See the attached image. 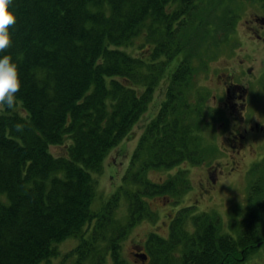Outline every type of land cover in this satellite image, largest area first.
<instances>
[{
	"label": "trees",
	"instance_id": "obj_1",
	"mask_svg": "<svg viewBox=\"0 0 264 264\" xmlns=\"http://www.w3.org/2000/svg\"><path fill=\"white\" fill-rule=\"evenodd\" d=\"M201 3L13 0L17 20L11 28V45L0 54H10L17 62L21 88L11 110L0 108V195L8 198V203L0 202V264H50L59 256L58 244L70 237L82 240L67 255L76 256L71 264L93 257L96 248L104 254L112 251L115 264H127L115 253L124 227L110 231L117 221L107 215L117 197L113 195L114 199L104 202L101 213L94 212V175L101 172L109 153L130 138L132 128L148 111L154 87L170 63L160 62L159 57L174 47L168 40H181L174 21L195 13L190 21L182 23L190 24L197 34L192 41L204 38L207 49L219 44L212 21L206 26L202 20L207 10ZM220 15L219 29L223 28L224 11ZM136 39L154 45L146 51L148 56L128 53L126 48ZM174 51L177 77H167L166 99L142 138L153 167L197 162L196 144L192 150L188 130H183L177 119H169L178 115L186 99L188 80L184 76L190 70H185L184 62L178 67L180 49ZM168 106H172L171 113ZM50 146L65 150L55 156ZM136 158L134 153L131 161ZM170 184H151L144 194L166 196ZM142 208L134 206L132 212ZM260 210H264V201L251 221H243L236 243L230 238L215 241L211 227L202 231L196 255H186L190 261L184 260V264H219L217 244L225 264L237 260V248L245 258L249 256L250 246L256 247L264 239V211L257 214ZM158 241L151 236L148 242L151 264L157 263L158 245L165 242ZM174 241L176 244L180 240ZM99 252L100 260L104 255Z\"/></svg>",
	"mask_w": 264,
	"mask_h": 264
},
{
	"label": "rangeland",
	"instance_id": "obj_2",
	"mask_svg": "<svg viewBox=\"0 0 264 264\" xmlns=\"http://www.w3.org/2000/svg\"><path fill=\"white\" fill-rule=\"evenodd\" d=\"M201 1L202 8L208 12L203 13L204 24L208 26V21L209 23L212 21L210 24L217 29L215 35L217 34L223 41L217 46L208 48L209 50L203 42L204 38L192 41L195 31L191 30L190 24L182 23L186 19L190 21L195 13L186 14V18L180 17L174 21L173 26L179 29L180 34V37L177 34L175 37L181 40L177 43L175 40H168V43L174 47L169 54L162 53L159 57L160 62L170 63L167 70L163 69L158 86L156 84L154 87L148 113L133 127L130 139L112 150L104 160L101 172L94 175L97 183V196L92 205L94 212L101 213L103 203L117 197L112 212L107 215L118 222L110 226V231L124 227V236L118 241L115 253L121 259H125L127 264H137L132 256L133 249L137 252L140 249L144 253L149 252L148 242L151 236L165 241L163 245L158 246L159 258L156 264H184V260L190 261V257L185 259V256L196 252L195 249L200 246L198 238L204 236L202 231L205 233L208 227L212 228L216 240L225 241L226 238H230L236 243L241 234L243 221H251V216L254 218L253 214L264 201V130H255L249 125L242 127L240 123L242 121L237 120L232 130L238 138L230 134L232 144L235 146L230 147V141L227 140L230 132L226 119L228 114L221 109L223 104L220 97V78L222 77L213 76V71H217L225 64L234 69L235 61L239 62L245 57L243 50L246 49L249 52L253 49V64L258 70L264 69L261 53L255 52L254 49L256 47L254 36H250L245 30L246 22L252 14L264 17V0ZM208 3H211L214 8L211 12L209 11L211 6ZM222 11L225 14L224 25L219 29L217 22L221 21ZM213 15H219V18H212ZM142 44L141 39L132 40L131 46L126 50L134 56L144 58L149 55L146 51L152 49L154 45L150 42L146 45ZM175 49H180L178 67L184 62L185 70L191 69V73L188 71L189 77L184 76L188 80V88L185 90L186 99L179 108L178 115L169 116V119H177L182 125L181 128L186 132L188 130L190 148L195 146L193 144L197 146H195L196 154L194 155L197 162L184 161L170 168L153 167L150 161L151 156L142 138L146 132L145 124L166 99L165 90L169 82L167 77H177L175 75L177 69L173 70L174 64H178L174 60L177 55ZM229 53L233 57L238 56L234 60ZM229 62L230 65L227 64ZM172 70L174 72L171 74ZM233 79V82L237 84L250 87L251 105L248 112L255 121L260 122L261 128L264 129V77H234ZM183 104L187 105V108H183ZM168 108L171 113L172 106ZM237 117L239 118V115ZM249 119L248 117V122ZM244 129H247V133ZM243 134L245 137L241 138L239 135ZM243 139L245 140L242 141ZM49 149L55 156L62 154L65 150L55 146H50ZM133 153H136L137 157L134 162L129 161ZM261 160L262 162L258 165L257 162ZM207 171L211 173L208 174ZM127 172V175L122 176ZM169 182H172V186L166 196L144 194L150 191L151 184L159 185ZM118 187L121 190L114 191ZM256 190L259 191V195H256ZM257 196L259 198H256ZM135 198H138L139 202H135ZM0 202L8 203L5 194L0 195ZM135 203H140L145 213L137 221L130 215ZM262 211L264 210L258 211L257 214ZM130 224L133 225L130 226ZM202 227L204 230L201 229ZM174 239L180 241L175 244ZM81 243L82 240L79 237H70L58 244L59 256L51 259L50 264H60L62 260H65L64 264H71L76 256L71 258L67 255H70ZM250 247L248 249L250 254L246 258L242 255V249L237 248L234 253L237 260H230L229 264H264V241L262 240L256 247L254 245ZM98 252L104 255L103 259L99 260ZM109 252L104 254L100 248H96L93 257L82 260L81 264H115L111 255L112 251ZM218 261L219 264H225L221 257H218ZM40 264H46V261ZM148 264L151 262L149 261Z\"/></svg>",
	"mask_w": 264,
	"mask_h": 264
},
{
	"label": "flooded vegetation",
	"instance_id": "obj_3",
	"mask_svg": "<svg viewBox=\"0 0 264 264\" xmlns=\"http://www.w3.org/2000/svg\"><path fill=\"white\" fill-rule=\"evenodd\" d=\"M245 30L247 34L250 36H254L256 47L255 52L259 51L261 53L262 59L264 61V17L252 14L249 19L246 22ZM254 45V44H253ZM245 53V57L241 58L239 62L236 60L235 68L232 69L228 65H223L220 67L217 71H213L214 77H222L220 78V91L222 97V103L223 112H226L228 114L227 122L229 124L228 129L230 128L229 136H227V140L230 141V147H235L234 144H232L231 135L236 139L238 136L236 133H233V126H235L237 123V120H240L242 122L241 126L249 125L250 127H253L255 130L260 129L261 131L263 128H261L259 122L255 121L253 116L251 115L249 110V106L251 105V93H250V87L242 86L241 84H237L234 81V77H264V69L258 70L257 66L253 64L252 61H254V51L253 49L249 52L248 49L243 50ZM236 55L235 57H237ZM234 60L235 57L231 56ZM233 59H230L233 61ZM230 65V62L227 63ZM233 79V80H232ZM239 115V118L237 117ZM249 119V122L247 121ZM253 122V123H252ZM253 124V125H252ZM252 125V126H251ZM253 129V130H254ZM244 132L247 133V129H244ZM231 134V135H230ZM241 138H244L245 135H239ZM243 139L242 141H244ZM237 145L238 142L236 141ZM242 144L240 143V146ZM208 174H210V171H207ZM144 252L132 250V256L135 259L134 262L137 264H148L149 256L147 257L146 261H142L140 258L136 257L137 254Z\"/></svg>",
	"mask_w": 264,
	"mask_h": 264
},
{
	"label": "clouds",
	"instance_id": "obj_4",
	"mask_svg": "<svg viewBox=\"0 0 264 264\" xmlns=\"http://www.w3.org/2000/svg\"><path fill=\"white\" fill-rule=\"evenodd\" d=\"M13 0H0V53L11 45V28L17 16ZM21 88L19 66L12 55L0 54V108L11 110Z\"/></svg>",
	"mask_w": 264,
	"mask_h": 264
}]
</instances>
